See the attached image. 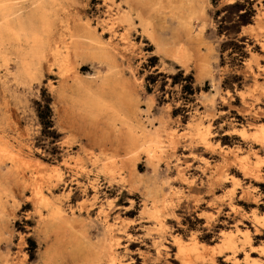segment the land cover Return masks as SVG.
I'll use <instances>...</instances> for the list:
<instances>
[{"label":"rangeland","instance_id":"1","mask_svg":"<svg viewBox=\"0 0 264 264\" xmlns=\"http://www.w3.org/2000/svg\"><path fill=\"white\" fill-rule=\"evenodd\" d=\"M110 1L0 53V264H264V0Z\"/></svg>","mask_w":264,"mask_h":264},{"label":"bare ground","instance_id":"2","mask_svg":"<svg viewBox=\"0 0 264 264\" xmlns=\"http://www.w3.org/2000/svg\"><path fill=\"white\" fill-rule=\"evenodd\" d=\"M62 1L63 0H61V2ZM30 4L36 5L35 8H37V10H39V12L41 13L40 14L38 12L41 16L37 15L38 17H41V19H42V21H41L39 18V20L41 21L39 26L44 27V28H42L43 30L40 33H38V29H36L35 27H32V21L34 18V17L32 18L33 14L31 13L27 17H23V15L20 13V10L22 8L21 3L17 2V0H0V53L2 50H5V49L10 50V51L13 50L14 53L16 54L17 60H19L18 62H20L23 69H26L27 65H29L28 64L29 60L27 57L28 55H33L34 57H40V56H46L48 54L55 60L56 56H58L59 51H60L59 49H60L61 44L59 42H61V43L63 42L60 39V36H62V32H60L58 34L59 36H57V34H56V30H58V28H59L56 26L60 25L59 23H57L59 20L58 18L60 16L58 13L60 11L57 9V7L62 6L61 4H63V3H60V0H32L30 2ZM65 8L68 9L66 6L63 5V9H65ZM59 9H61V8H59ZM133 10H135V9H130L129 12H127L124 15L122 14V16L118 15V17L115 19V21L113 23L110 20L108 23H112V25H113L115 22L118 23V21H121L122 23L124 22L127 24L126 27L130 26L132 23L131 11H133ZM65 11H67V10H65ZM65 11L63 12V14L66 13ZM61 14H62V11H61ZM67 14H68V12H67ZM65 16L67 17L66 14H65ZM65 18H64V21H65ZM62 19H63V17H62ZM72 19H74V18H72ZM62 22H63V20H62ZM57 24H59V25H57ZM82 26H84V25H82ZM82 26H80V27L82 28ZM66 28H67V26H66ZM109 28H110V26H109ZM115 28H116V26H115ZM129 28L128 29L124 28V29H126V32H127V30H129ZM110 29H112V28H110ZM40 31H41V29H40ZM67 32H68V30H67ZM67 32H65V33H67ZM110 32H111V30H110ZM112 33H114V31ZM63 34H64V31H63ZM123 34H125V33H123ZM124 36H126V35H124ZM24 44H27L29 46H28V48L22 50L21 48ZM47 58L49 59V57H47ZM30 59H32V58H30ZM30 65L28 67H30ZM255 75H257V74H255ZM193 124H195V122ZM196 132H198V131H196ZM148 143H151V142H148ZM8 159L11 161V164H13L14 158H13L12 154H11V158L9 156ZM43 201L46 204V206L50 205L46 199ZM51 207H50V209H51ZM52 211L53 212H51V213H55L54 210H52ZM61 217H63V216H61ZM246 241H247V239H246ZM108 244H110V243H108ZM227 244L229 245V247H234V248L236 247V245L234 244V241H232V240L228 239ZM109 252L107 253V260H108L109 264H114V260L116 258L115 254L112 252H110V253Z\"/></svg>","mask_w":264,"mask_h":264}]
</instances>
